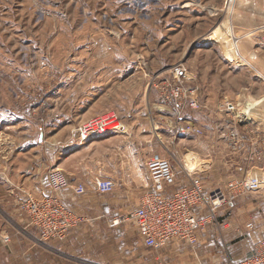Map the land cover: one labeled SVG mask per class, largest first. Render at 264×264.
Instances as JSON below:
<instances>
[{"label": "rangeland", "instance_id": "1", "mask_svg": "<svg viewBox=\"0 0 264 264\" xmlns=\"http://www.w3.org/2000/svg\"><path fill=\"white\" fill-rule=\"evenodd\" d=\"M241 5L264 10V0H0V133L13 127L5 120H31L39 136L50 127V120H90L114 112L123 122V131L88 142H108L100 159H93V149L91 157H85L89 168L84 174L89 178L104 177L105 170L121 178L126 166L144 169L158 153L178 170H197L195 174L206 178L210 190H226L232 182L255 176L264 180V77L256 71V62L247 58L252 67L242 68L224 59L243 72L234 77L240 84H252L257 90L253 97L246 96L243 109L233 112L234 120H206L205 105L200 110L185 109L180 118L177 107L166 102L159 89L175 65L195 74L191 68L197 62L196 50L229 52L235 12ZM227 8L231 13H227L228 36L213 35L215 41L201 48L192 45L199 23L205 28L203 23L211 20L205 15L214 9L216 22ZM222 38L227 41L220 44ZM238 39L239 49L244 46L253 56L259 51ZM204 94L200 91L201 101ZM187 123L203 134L181 133L180 127ZM75 127L66 126L65 134L76 141ZM233 129L242 139L237 148L231 141ZM110 149H117L116 155L111 156ZM44 161H39L40 168ZM60 161L56 158L53 167H60ZM99 195L112 197L113 193ZM1 213L0 208L2 223L7 224ZM248 222H255L257 230L249 231ZM219 225L210 227L209 249L201 243L213 264H226L225 258H216L220 248L223 253L228 249L231 261L251 256L264 232V189L237 199L220 215ZM3 237L0 229V264L6 253ZM185 246L191 248L175 242L172 249L183 254ZM180 254L164 253L155 262L176 264ZM208 261L188 263L212 264ZM65 262L85 264L81 259Z\"/></svg>", "mask_w": 264, "mask_h": 264}, {"label": "crops", "instance_id": "2", "mask_svg": "<svg viewBox=\"0 0 264 264\" xmlns=\"http://www.w3.org/2000/svg\"><path fill=\"white\" fill-rule=\"evenodd\" d=\"M223 13L221 20L214 22L212 19L215 11L214 9L209 11L205 16L210 17L211 20L203 23L206 25L205 28H200L202 24L199 23V30L191 39V44L201 48V45L205 46L206 43L215 41L213 35L228 36L230 11L227 8ZM235 13L233 38L240 37V42L244 41L259 47L257 49L259 51L254 52L253 56L250 49L240 45L242 54L245 53L246 58L256 62V71L264 77V36L262 35L264 20L261 21L262 17L264 18V10L262 6L241 5ZM242 19L244 22L241 21ZM191 23L193 25V22ZM225 41L227 40L222 38L220 44ZM216 42L219 43V41ZM195 56L197 62L199 60L203 62V59L206 61L199 64L196 62L191 68L196 76L200 77L201 92L205 93L201 102L206 107L204 112L207 115L206 120H225L227 117H233V112L243 109L245 100L253 97L257 90L252 84L248 86L244 83L240 84V80L234 78L240 77L239 75L243 72L234 70L236 68L225 63L224 59L229 61L226 52L201 53L196 50ZM230 77L234 79L231 78L232 80L229 81ZM239 115L241 114L238 113L237 119L241 120L242 116ZM235 117L232 119L234 120ZM5 121L7 126L11 124L13 127H7L5 133H0V208L3 212L1 216L5 219L2 218L8 222L2 223L3 220L0 218V229L4 235L3 245L6 252L3 264H65V261L78 259L83 260L85 264H157L155 261L161 259V254L169 253L175 257L180 254V251L172 249L173 243L159 252L150 251L142 244L134 225L114 223L118 216H126L139 206L142 193L150 187V180L146 167L138 170L134 165L126 166L125 176L121 178L114 171L109 170L104 171L106 175L104 177L96 178L98 175L87 177L84 173L87 172L89 164L84 161L85 157H91L89 151L93 149V159H100L107 140L96 141L94 145L81 144L78 134L75 141L71 136L66 137L65 133L68 132L66 126H77L73 130L77 133L78 128L90 120H50L48 121L50 127L45 128L39 136L37 126H33L34 123L31 120ZM59 125L64 127L55 129L54 126ZM112 140L114 139L111 138L108 141L111 143ZM43 151H45L44 155ZM116 153L117 149H110L111 156ZM56 158H61L58 168L66 173L71 183V188L60 194L59 198L68 207L82 215L86 221L73 231L67 241H51L42 244L38 241V233L29 226L26 216L19 211L18 205L20 201L30 197L42 199L51 195L47 170L54 166ZM42 159L45 163L44 167L40 168L39 161ZM95 178L109 179L115 183L112 197L99 195L101 193L95 188ZM202 179L210 190L206 178L202 177ZM80 184L87 189L84 196H77L74 192V188ZM209 231L211 232L212 229L209 228L199 234L197 246L191 248L185 246L186 249L183 254L178 255L180 259L177 258L176 264H189L190 260L197 263L210 260L213 264L212 258H208L210 255H206L207 253H203L201 249L202 241L206 243L203 249H209L207 239L211 237ZM263 235L264 232L260 234V237ZM260 237L258 236L256 241ZM6 238H9L10 242L6 243ZM213 248H210L209 252H212ZM225 250L227 253H223L220 248L217 252L219 256L217 255L216 258H225L226 264H239L248 258L247 256L240 259L237 257L231 261L226 247Z\"/></svg>", "mask_w": 264, "mask_h": 264}, {"label": "built area", "instance_id": "3", "mask_svg": "<svg viewBox=\"0 0 264 264\" xmlns=\"http://www.w3.org/2000/svg\"><path fill=\"white\" fill-rule=\"evenodd\" d=\"M238 41L234 37L229 52H226L229 61L235 66L250 68L251 63L241 53ZM163 82L159 88L161 96L177 107L180 118L187 108L200 110L203 107L198 77L188 72L184 65L173 66L170 78ZM123 128L121 118L111 112L90 119L78 128L77 134L79 142L86 144L94 138L117 135ZM179 130L186 135L203 134L193 123H187ZM230 135L232 144L237 148L242 141L238 131L233 129ZM146 169L150 187L142 193L139 206L114 223L134 225L142 244L154 252L174 242L197 246L200 233L210 227L219 228V217L225 209L240 197L264 189V180L255 176L232 182L226 190H208L202 177L195 174L197 170H178L169 159L158 153L148 159ZM48 187L51 195L20 201L18 209L26 216L29 226L38 233L40 243L65 242L86 220L59 198L60 194L71 188L63 170L53 167L48 172ZM95 188L101 194H111L115 191V183L109 179H96ZM74 192L77 196H84L87 189L80 184L74 188ZM247 229L256 231L257 225L249 222ZM5 242H10V239L6 238ZM239 264H264V235L255 242L253 254Z\"/></svg>", "mask_w": 264, "mask_h": 264}, {"label": "bare ground", "instance_id": "4", "mask_svg": "<svg viewBox=\"0 0 264 264\" xmlns=\"http://www.w3.org/2000/svg\"><path fill=\"white\" fill-rule=\"evenodd\" d=\"M190 171H193V170H190Z\"/></svg>", "mask_w": 264, "mask_h": 264}]
</instances>
